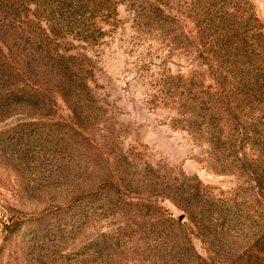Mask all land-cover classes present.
I'll list each match as a JSON object with an SVG mask.
<instances>
[{"label": "rangeland", "instance_id": "1", "mask_svg": "<svg viewBox=\"0 0 264 264\" xmlns=\"http://www.w3.org/2000/svg\"><path fill=\"white\" fill-rule=\"evenodd\" d=\"M0 2V264H264V0Z\"/></svg>", "mask_w": 264, "mask_h": 264}, {"label": "trees", "instance_id": "2", "mask_svg": "<svg viewBox=\"0 0 264 264\" xmlns=\"http://www.w3.org/2000/svg\"><path fill=\"white\" fill-rule=\"evenodd\" d=\"M31 1V0H30ZM36 3V14L40 17L50 20L53 23V32L55 28H58L59 25H62L60 30L65 31V34L69 35L76 33L82 41H88L93 34L102 32V26L99 25L98 17L109 16L111 13L116 11V6L121 3L122 0H34ZM1 11L0 17L2 18V13L6 11L5 7L10 8L12 3L7 6L3 5V2H0ZM230 15V14H228ZM255 18V14H254ZM98 20L97 24L94 20ZM224 19V16L221 17ZM253 20V19H252ZM259 23V20L256 19ZM249 24V20L247 21ZM4 26L7 27V24L3 23L0 19V53L2 47L7 44L6 40L1 35L2 29ZM46 41V39H44ZM8 45V44H7ZM6 47V46H5ZM49 52V50H47ZM42 54V53H41ZM50 52L47 55V58L50 57ZM61 56V55H60ZM46 57L42 54L41 58ZM58 71H61L60 81L61 87H64L66 84V79L63 78L65 75V69L67 66L59 64ZM87 86V84H86ZM62 92V91H61ZM64 97V94H62Z\"/></svg>", "mask_w": 264, "mask_h": 264}, {"label": "water", "instance_id": "3", "mask_svg": "<svg viewBox=\"0 0 264 264\" xmlns=\"http://www.w3.org/2000/svg\"><path fill=\"white\" fill-rule=\"evenodd\" d=\"M181 219V218H180Z\"/></svg>", "mask_w": 264, "mask_h": 264}]
</instances>
